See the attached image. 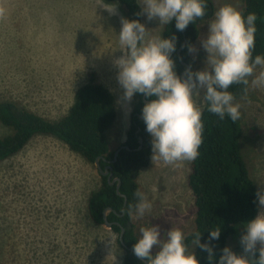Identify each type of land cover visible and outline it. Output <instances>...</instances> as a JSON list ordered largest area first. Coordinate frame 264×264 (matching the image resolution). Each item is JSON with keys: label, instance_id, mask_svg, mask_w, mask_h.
Here are the masks:
<instances>
[{"label": "rangeland", "instance_id": "rangeland-1", "mask_svg": "<svg viewBox=\"0 0 264 264\" xmlns=\"http://www.w3.org/2000/svg\"><path fill=\"white\" fill-rule=\"evenodd\" d=\"M0 2L8 10L6 19L0 20V103L16 102L58 120L73 105L78 88L95 76L97 82L106 83L117 103V119L107 132L115 152L127 139L136 103L134 96L130 102L123 100L114 64L121 52V18H126L122 10L113 5L116 12L110 14L100 7L101 0ZM214 3L216 11L226 3L242 8L240 0ZM210 21L201 24L200 37L193 44L198 51L189 53L193 71L206 66L200 38L206 37ZM143 24L151 35L163 37L166 25L148 21L146 14ZM237 101L242 104V153L264 193V88L250 89L246 98ZM9 133L0 124V136ZM191 163L172 166L151 159L142 170L138 183L152 209L142 218L132 217L139 238L140 228L152 225L160 227L161 238L172 227L181 228L185 236L194 231L196 206L188 184ZM101 180L95 165L48 136L35 137L2 162L0 264H122L126 250L119 234L95 224L88 212L90 195ZM237 241L239 231L228 240L239 255L243 251H237ZM157 250L154 246L152 252Z\"/></svg>", "mask_w": 264, "mask_h": 264}, {"label": "clouds", "instance_id": "clouds-1", "mask_svg": "<svg viewBox=\"0 0 264 264\" xmlns=\"http://www.w3.org/2000/svg\"><path fill=\"white\" fill-rule=\"evenodd\" d=\"M140 4L142 9L137 15L146 14L148 21L156 19L160 25L175 19L178 31L203 19L207 9V0H140ZM100 7L110 14L116 12L115 6L104 4L103 0ZM7 14V7L0 2V20L6 19ZM257 20L255 12L245 17L237 5L226 3L219 7L208 23L206 37L200 38L207 53L206 66L193 71L189 64L182 78L171 58L176 51L174 35L154 36L139 20L121 18L119 49L123 55L114 61L117 80L124 101L130 102L137 93L150 98L142 108V118L152 138V160L172 166L195 161L203 143L202 103L221 120L227 116L235 122L241 117L242 104L229 91L230 87L242 86L244 98L250 89L264 88V56L257 54L253 58ZM187 47L189 53L198 51L194 45ZM134 195L137 202L129 205L126 213L142 218L151 211L152 203L139 189ZM256 196L258 207L264 209V193L258 190ZM245 229L240 237L242 254L226 246L218 261L213 246L200 243L201 233H196L194 243L208 253L210 264H264V210L248 221ZM220 232L221 228L210 230L209 239L218 240ZM140 233L133 251L147 264H200L196 254L189 251L181 228L172 227L163 238L159 226L141 227ZM154 246L158 249L155 255Z\"/></svg>", "mask_w": 264, "mask_h": 264}, {"label": "trees", "instance_id": "trees-1", "mask_svg": "<svg viewBox=\"0 0 264 264\" xmlns=\"http://www.w3.org/2000/svg\"><path fill=\"white\" fill-rule=\"evenodd\" d=\"M110 5L118 6L128 20H139L143 23L142 7L138 0H103ZM241 11L245 17L255 12L256 46L253 54L264 56V0H240ZM216 6L214 0H207L206 15L203 19L190 23L186 30L178 31L175 19L166 25L163 38L176 40V51L172 59L176 72L182 76L186 66L191 64L188 45H193L200 37L201 24L214 17ZM187 41L186 48L179 58L178 50ZM242 86L233 85L229 91L236 95L237 100L243 98ZM136 100L131 114V124L127 131V139L115 152L110 149L107 137L108 130L117 119L118 111L114 94L104 85L97 83L95 76L85 83L75 93L73 105L68 112L58 120H50L31 111L16 102L0 103V124L9 130V134L0 136V164L24 150L37 136L55 138L68 148L96 166L100 158V166L106 171L112 167L113 178L120 180V193H117L118 182L110 184L108 176H101V184L89 198L88 212L91 220L97 225H105L104 212L111 208L108 221L113 223L112 230L119 234L125 229L123 246L126 256L122 264H146V260L134 255L133 245L139 239L132 224V217L126 209L134 205L135 192L139 189L138 177L143 169L150 166L152 159L151 136L146 131L142 118V108L150 98L135 94ZM203 112V143L199 156L191 163L188 178L189 188L196 206L195 229L186 237L189 251H193L200 264H210L208 253L198 245L195 246L196 233H201L200 243H210L215 251L216 260L222 254L224 247H229L228 240L239 231V237L246 231L245 225L254 219L261 208L258 207L256 196L259 190L257 182L252 178L249 167L242 153L241 142L243 127L241 120L233 122L229 117L221 120L217 115ZM140 139L143 140L139 149ZM115 160V153L118 151ZM97 167V166H96ZM98 168V167H97ZM127 202L125 204V199ZM221 228L218 240H210V230ZM237 251L241 252V243L237 241ZM157 251L152 252L155 255ZM242 253V252H241ZM258 256V253H257ZM146 261V262H145ZM215 264V262H213Z\"/></svg>", "mask_w": 264, "mask_h": 264}, {"label": "water", "instance_id": "water-1", "mask_svg": "<svg viewBox=\"0 0 264 264\" xmlns=\"http://www.w3.org/2000/svg\"><path fill=\"white\" fill-rule=\"evenodd\" d=\"M186 46H187V41L185 40V41H184V44H183V45L181 46V48L178 50V55H179V58H180L181 60H182V58H181V52L186 48ZM184 65H185L186 67L189 66L187 63H184ZM182 76H184V73L182 74ZM142 144H143V140L140 139V145H141V146L139 147V149H141ZM119 151H120V150H118V151L115 153V160H114V161H116V159H117V157H118V153H119ZM100 160H101L100 158L97 159L96 166L98 167V170H99V172H100V174H101L102 176H108V180H109V182H110L111 179L113 178L112 167H108V168L106 169V171H104V170L101 168V166H100ZM115 182H118V185H117V193H118V195L122 196V194L120 193V184H121V183H120V180H119L118 178H115L112 182H110V184L113 185ZM124 199H125V204H126L127 199H126V198H124ZM111 212H113L111 208L106 209V211L104 212V221H105V226H106V227H109V228L112 229V227H113V223H110V222L108 221V216H109V214H110ZM124 233H125V229L122 228L119 239H120V242H121V244H122L123 246H125V243H124V240H123V238H124ZM145 262H146V261H145ZM146 264H147V262H146Z\"/></svg>", "mask_w": 264, "mask_h": 264}, {"label": "crops", "instance_id": "crops-1", "mask_svg": "<svg viewBox=\"0 0 264 264\" xmlns=\"http://www.w3.org/2000/svg\"><path fill=\"white\" fill-rule=\"evenodd\" d=\"M122 53H123V52L121 51L120 54L118 55V57H117L116 59H118L119 57H121V56H122ZM102 73L104 74L105 72L103 71ZM97 83H100V84L104 85L105 87L107 86L106 83L103 82V81H102V82L100 81V82H97ZM121 95H122V94H121ZM116 104H117V103H116Z\"/></svg>", "mask_w": 264, "mask_h": 264}]
</instances>
